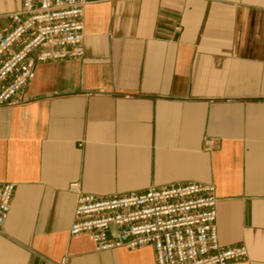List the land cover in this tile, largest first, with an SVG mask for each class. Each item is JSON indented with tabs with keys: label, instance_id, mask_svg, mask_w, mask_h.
<instances>
[{
	"label": "crops",
	"instance_id": "crops-1",
	"mask_svg": "<svg viewBox=\"0 0 264 264\" xmlns=\"http://www.w3.org/2000/svg\"><path fill=\"white\" fill-rule=\"evenodd\" d=\"M19 8L0 0V29ZM82 22L83 57L0 107V264H155L70 237L75 196L185 182L213 186L219 244L247 249L230 264H264V0L93 2Z\"/></svg>",
	"mask_w": 264,
	"mask_h": 264
},
{
	"label": "built area",
	"instance_id": "built-area-1",
	"mask_svg": "<svg viewBox=\"0 0 264 264\" xmlns=\"http://www.w3.org/2000/svg\"><path fill=\"white\" fill-rule=\"evenodd\" d=\"M19 1V10L0 29V107L19 99L35 76V65L81 59L84 9L89 3L110 0ZM206 144L217 147L212 139ZM14 188V183L0 181V228L7 221ZM216 206L213 186L198 182L108 197L77 192L68 234L86 235L96 251L150 246L155 264L246 261L244 245L219 244ZM57 264H67L66 258Z\"/></svg>",
	"mask_w": 264,
	"mask_h": 264
}]
</instances>
